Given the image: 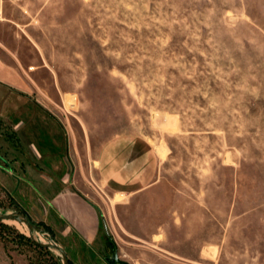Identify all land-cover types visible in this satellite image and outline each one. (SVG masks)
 <instances>
[{
  "label": "rangeland",
  "instance_id": "374dc122",
  "mask_svg": "<svg viewBox=\"0 0 264 264\" xmlns=\"http://www.w3.org/2000/svg\"><path fill=\"white\" fill-rule=\"evenodd\" d=\"M0 10V41L28 73L1 51L0 213L23 208L70 264H107L113 242L129 264H264V0ZM127 137L156 152L150 186L97 182L102 151ZM64 179L97 205L102 258L49 212ZM32 241L0 222L12 264H63Z\"/></svg>",
  "mask_w": 264,
  "mask_h": 264
},
{
  "label": "crops",
  "instance_id": "0c3cea01",
  "mask_svg": "<svg viewBox=\"0 0 264 264\" xmlns=\"http://www.w3.org/2000/svg\"><path fill=\"white\" fill-rule=\"evenodd\" d=\"M0 49V83L7 85L8 81L6 72L2 69L6 61L4 56L1 55V51L13 57L25 76L28 77V73L23 70L22 64L16 55L2 41H0ZM13 78L15 79V77ZM19 82L21 84V81ZM2 83L1 85H3ZM32 84L36 89H39L33 81ZM8 85L15 89L19 88L18 85L11 82ZM156 159L155 150L144 140L129 137L125 140H118L107 145L102 151L99 160L100 175L97 182L99 180L105 184L115 183L119 186H150L156 175ZM61 187L59 191L53 193L48 202L50 214L54 219L60 221L83 244L87 245L97 258H100L101 251L94 249L97 246L96 244L101 241L99 236L101 227L100 215L96 203L84 192H77V186L72 187L69 185V181L67 182L65 179L62 180ZM113 243L116 245L115 242ZM136 245L141 246L143 249H148L147 246L142 244ZM110 255L104 257V262ZM160 256L175 264H188L164 255ZM0 264H12L7 258V253L2 243H0Z\"/></svg>",
  "mask_w": 264,
  "mask_h": 264
},
{
  "label": "water",
  "instance_id": "95a60500",
  "mask_svg": "<svg viewBox=\"0 0 264 264\" xmlns=\"http://www.w3.org/2000/svg\"><path fill=\"white\" fill-rule=\"evenodd\" d=\"M21 210L22 212L0 213V222L17 221V222L25 224L29 229V234L33 241H35L38 245L57 253L62 258L63 264H70V259L68 258L67 253L64 250V248H62L61 246H59L58 244L54 242L43 243L36 239L34 235L36 228L33 225L31 216L23 208H21ZM106 262L108 264H115V263L129 264L125 261H122L119 258L117 252H114L112 256L107 257Z\"/></svg>",
  "mask_w": 264,
  "mask_h": 264
},
{
  "label": "flooded vegetation",
  "instance_id": "af4514ba",
  "mask_svg": "<svg viewBox=\"0 0 264 264\" xmlns=\"http://www.w3.org/2000/svg\"><path fill=\"white\" fill-rule=\"evenodd\" d=\"M113 246H114V250H113V252L111 253V255L110 256H112L113 254H114V252H117L118 253V249H117V247H116V245L113 243ZM118 256H119V254H118ZM120 258V257H119ZM122 261H124V260H122ZM126 262V261H125ZM128 263V262H127ZM115 264H119V263H115Z\"/></svg>",
  "mask_w": 264,
  "mask_h": 264
},
{
  "label": "trees",
  "instance_id": "16d2710c",
  "mask_svg": "<svg viewBox=\"0 0 264 264\" xmlns=\"http://www.w3.org/2000/svg\"><path fill=\"white\" fill-rule=\"evenodd\" d=\"M4 227H7V228H8V226H5V225H4ZM22 237H23V236H22ZM32 242H33V241H32ZM33 243L35 244V242H33ZM39 247H41L42 250H47V251H49V249H47V248H45V247H42V246H39Z\"/></svg>",
  "mask_w": 264,
  "mask_h": 264
}]
</instances>
